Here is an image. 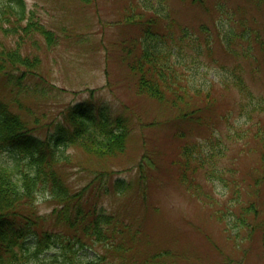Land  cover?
I'll use <instances>...</instances> for the list:
<instances>
[{
  "label": "trees",
  "instance_id": "trees-1",
  "mask_svg": "<svg viewBox=\"0 0 264 264\" xmlns=\"http://www.w3.org/2000/svg\"><path fill=\"white\" fill-rule=\"evenodd\" d=\"M205 1L193 0V3L198 2L207 12L217 15L226 12L228 20L217 19L213 29L200 25L198 33L178 23L166 9L165 0H157L155 4L152 0H143L140 11H135L137 6H130L131 12L122 22L134 26L137 34L121 42L126 67L135 79L137 93L171 109L176 113L173 116L176 120L208 126L223 92L234 91V111L231 109L220 118H224L230 129L235 123L250 125L264 113V95L255 93L248 81L258 73L254 66L259 58L257 49L264 52V22L255 17L247 19L240 13L242 7L229 9L222 0L208 7ZM247 2L264 12V0ZM0 31L4 37L18 39L14 47L0 43V77H6L8 83L12 82L14 71L25 69L18 81L28 73L35 74L40 66L37 56L22 53V45L34 35L43 38L47 47L56 42L51 30L27 16L24 0H9L8 5L2 7ZM217 38L232 63L219 64L211 79L199 81V73L204 70L201 67L214 62L212 50ZM36 42L34 39L33 44ZM14 103V100L5 102L0 96V264H34L41 254L53 249L68 253L63 264H177L176 253L167 248L153 249L139 227L127 224L118 214L104 212L92 201L98 194L95 188L103 195L126 194L131 186L122 178L113 180L109 170L100 169L90 183L77 189L72 188L67 178L72 148L99 159H113L125 153L130 134L125 118L112 119L103 110L94 113L92 108L72 105L63 111L61 121L52 132L41 137L37 132V119L29 123L14 108ZM257 128L253 133L247 127L246 131L235 129L223 137L212 132L202 140L180 144L171 164L177 168L178 184L193 197L205 200L210 197V205H213V198L204 192L197 178L201 176L210 183L216 180L231 189L224 179L229 169L219 164L227 155L230 143L241 142L245 147L251 139L261 150L260 166L256 169H260L263 177L254 180L258 186L264 180V125ZM180 134L179 137L183 135ZM252 151L257 153L255 148ZM4 152H8L11 161L1 158ZM142 165L137 164L142 172L138 176L140 183L145 178ZM95 180L105 186L92 187ZM235 193L239 195L238 190ZM40 195L54 204L49 213L53 222L51 229L44 231L38 227V222L47 221L36 206ZM259 199L260 195L254 190L253 198L247 201L238 199V203L229 204L224 211L217 208L214 218L226 219L232 230L244 227L247 225L245 216L251 214L257 218L260 213L264 214V199L260 202ZM29 236L35 239L33 246L26 241ZM96 244L103 252H96L95 257L85 263L76 260L73 251L76 245L79 250H93Z\"/></svg>",
  "mask_w": 264,
  "mask_h": 264
},
{
  "label": "rangeland",
  "instance_id": "rangeland-1",
  "mask_svg": "<svg viewBox=\"0 0 264 264\" xmlns=\"http://www.w3.org/2000/svg\"><path fill=\"white\" fill-rule=\"evenodd\" d=\"M157 0H152L155 4ZM216 0H206L211 7ZM89 2V3H87ZM143 0H24L28 17L46 26L54 33L56 42L47 47L45 40L34 35L32 40L22 45V53L37 56L40 66L35 74H26L18 80L24 68L13 72V80L8 83L6 77H0V96L8 103L14 100V108L36 126L39 136L51 133L63 117V111L69 106L83 105L97 113L103 110L110 117H122L130 128L127 148L122 155L113 159L104 157L90 158L83 150L72 148V161L67 165V178L73 189L92 181V176L100 169L109 170L111 178H122L131 187L124 195L98 194L92 198L98 208L104 212L115 213L124 222L139 227L141 235H146L151 247L167 248L178 256L177 264H264V214L257 218L251 214L247 225L234 228L227 226L226 219L214 218L217 208L224 211L229 204L238 203V199L247 201L253 198L254 190L264 199V180L256 186L255 179L263 177L258 168L261 150L250 139L247 146L241 142L230 143L228 152L219 167L229 169L224 179L231 189H226L218 181L210 183L201 176L197 178L210 197H193L178 184L177 168L171 165L176 157L177 147L185 141L202 140L212 132L220 136L235 129L251 133L258 126L264 125V113L254 118L251 124L235 125L230 129L224 118L227 111H234V91L223 92L221 99L214 106L216 114L208 126L195 122L176 120L171 109L162 107L146 95L137 93L135 79L126 67L121 52L122 41L137 34L134 26L122 22L123 17L131 12L130 6H140ZM230 9L242 7L247 19L252 17L264 22V12L259 11L247 0H222ZM9 0H0V10L8 5ZM166 9L175 20L184 27L198 33L200 25L211 29L216 20H228L226 12H207L193 0H165ZM36 44H33V40ZM18 39L4 37L0 31V43L7 47L15 46ZM213 47L214 62L200 71L198 79H211L219 64L230 65L232 60L223 51L218 38ZM258 73L248 78L255 93L264 95V52L257 49ZM253 66V67H254ZM17 83L19 85H17ZM234 113H237L236 111ZM230 122L233 123L234 114ZM223 119V120H222ZM237 121V118H236ZM183 133L182 136H178ZM181 135V134H180ZM257 149V153L252 149ZM3 160L11 161L8 152L1 154ZM143 163L144 182L140 183L137 164ZM150 163V165L148 164ZM264 169V168H263ZM104 182V181H103ZM250 184V185H249ZM102 188L105 183L95 180L92 187ZM234 187V188H233ZM239 191V195L235 191ZM217 202L216 206L214 205ZM38 211L47 217V221L38 222L40 231L51 229L49 217L54 204L45 195L36 200ZM51 222V223H50ZM63 229V227H58ZM33 246L35 239L26 240ZM74 257L78 262L94 258L96 252H103L96 244L93 250L74 248ZM53 256H56L53 257ZM68 253L47 251L34 264H63ZM68 261V258H67ZM30 264H32L30 262ZM65 264V263H64Z\"/></svg>",
  "mask_w": 264,
  "mask_h": 264
}]
</instances>
